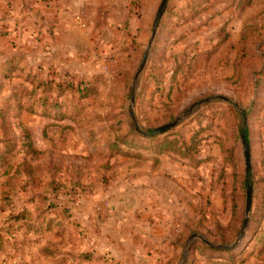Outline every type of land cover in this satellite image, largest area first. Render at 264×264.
I'll use <instances>...</instances> for the list:
<instances>
[{
	"label": "rangeland",
	"instance_id": "374dc122",
	"mask_svg": "<svg viewBox=\"0 0 264 264\" xmlns=\"http://www.w3.org/2000/svg\"><path fill=\"white\" fill-rule=\"evenodd\" d=\"M160 2L0 0V264H264V0H169L135 79Z\"/></svg>",
	"mask_w": 264,
	"mask_h": 264
},
{
	"label": "water",
	"instance_id": "95a60500",
	"mask_svg": "<svg viewBox=\"0 0 264 264\" xmlns=\"http://www.w3.org/2000/svg\"><path fill=\"white\" fill-rule=\"evenodd\" d=\"M168 1L169 0H161L160 4H159V6H158V8L156 10V13H155V16H154V19H153V24H152L151 36H150V39L148 41V46H147L146 51L144 52V55H143V58H142V61H141L140 65H139V68H138V71L136 73L135 79H138L141 76V74L143 73L144 68H145V66L147 64V61H148V58H149V54H150V50H151V48L153 46V43H154L155 38H156V35L158 33V29H159L162 17L164 16V13L166 11V8H167V5H168ZM215 98H217L219 100L226 101L228 103H232V101L230 99H228L227 97H225V96H216ZM135 99H136V95H135V91H134L133 94H132V97H131V104H130V111L129 112H130L132 121L135 124L136 131H138V132H140V133L145 135V133L139 127L138 122H137V120H136V118L134 116L133 107H134ZM235 105L237 106V104H235ZM185 116H186V114L178 116L173 121L153 129V134L154 135H161V134H164V133L170 131ZM245 124H246V118H245ZM240 139H241V144H242V149H243V157H244V165H245V177L248 178V176H249V174L251 172V169H252L251 148H250L249 142L246 140V138L244 136V131L241 132ZM252 202H253V185L251 183H248L247 184V189H246V202H245L243 223H242V227H241V230H240V233H239L238 237L230 245H213V244L209 243V245L211 247H213V248L231 249V248H233L234 246H236L240 242V240L242 239V237H243V235L245 233V230H246V228L248 226V223H249L250 213H251V210H252ZM200 239L204 243L208 244V242L206 240H204V238H200ZM185 261H186V258L184 256L183 257V261L180 264H184Z\"/></svg>",
	"mask_w": 264,
	"mask_h": 264
},
{
	"label": "trees",
	"instance_id": "16d2710c",
	"mask_svg": "<svg viewBox=\"0 0 264 264\" xmlns=\"http://www.w3.org/2000/svg\"><path fill=\"white\" fill-rule=\"evenodd\" d=\"M0 116H1V114H0ZM5 120L7 121L6 118H5ZM3 121H4V118H3ZM6 121H4L3 128L8 127V124H7ZM132 133H134L135 135L137 134L140 137H144L146 139H149V140H152V141H156L157 145H159V147L161 148L160 149L161 151L172 150V151L181 152L183 150L184 152H187L190 149V147L184 149L185 146L186 147L188 146L185 143L182 144L181 146H179L177 141L174 140V139L170 140V139L164 138L163 140L159 141V138H160L159 136L160 135H154L153 134V130H151L149 133L148 132L147 133L144 132L145 135L140 133V132H138V131H136V129L132 130ZM244 136H245L246 140L248 142H250L249 137H248V130L247 129L244 130ZM122 138L124 139L123 141H126L128 137H122ZM116 139H119V137H116ZM115 144H116V142L113 144V146ZM193 148L196 149V147H193ZM183 155L186 156L187 158H189L187 155H185V154H183ZM248 183H250V180L247 179V181H246V179L244 177H241L240 180H239V183H238L239 184V188H240L241 192L243 193V195L246 193V186H247ZM253 199H254V197H253ZM252 205H253V202H252ZM251 223H252V218L250 217L249 223H248V226H247L246 230L248 229V227L250 226ZM241 227H242V219L240 217H238V219L235 221V223L229 228L230 232H231L229 240H234L238 236V233H240ZM246 230H245V232H246ZM262 234H264V230L262 231ZM244 235H245V233H244ZM244 235H243L242 239L244 238ZM227 241H226V239L223 240L224 243H226ZM238 244L236 246H234L233 248H231V249L234 250L238 246ZM217 249H220V248H217ZM231 249H225V250H231Z\"/></svg>",
	"mask_w": 264,
	"mask_h": 264
}]
</instances>
